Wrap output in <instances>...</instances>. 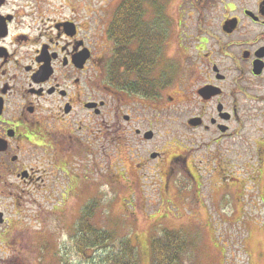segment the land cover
<instances>
[{
  "label": "flooded vegetation",
  "instance_id": "af4514ba",
  "mask_svg": "<svg viewBox=\"0 0 264 264\" xmlns=\"http://www.w3.org/2000/svg\"><path fill=\"white\" fill-rule=\"evenodd\" d=\"M112 1L0 0V264L25 248L26 200L148 198L155 179L195 180L194 152L212 166L208 152L251 118L264 161V0H197L195 45L175 32L173 56L169 25L144 9L151 31L127 33L131 57ZM155 110L163 135L148 128Z\"/></svg>",
  "mask_w": 264,
  "mask_h": 264
},
{
  "label": "rangeland",
  "instance_id": "374dc122",
  "mask_svg": "<svg viewBox=\"0 0 264 264\" xmlns=\"http://www.w3.org/2000/svg\"><path fill=\"white\" fill-rule=\"evenodd\" d=\"M97 1L101 0H90L95 5ZM153 1L144 3L151 7L147 3L152 5ZM155 1L160 6L157 11L146 5L145 9L147 15L154 10L155 17L160 11L158 17L170 27L165 56L175 54V32L185 31L190 37L186 47L194 46L197 0ZM162 118L156 110L149 115L153 124L149 122L148 128L159 135L167 133ZM181 121V132L192 138L185 119ZM258 121L260 117L246 123L244 120L242 126H235L236 136L216 145L217 154L213 149L208 152L214 155L210 158L212 166L205 163L206 152H194L195 158L203 159L200 169L192 167L196 170L195 180L181 171L168 185L163 178L155 179L148 198L26 200L18 227L25 248L21 251L19 247L21 254L12 256L15 262L4 264H105L106 256L99 249L82 256L75 248L76 232L90 226L111 235L115 248L120 240L130 241L137 249L139 264H153V241L163 239L168 231L180 233L187 242L179 264H264V161L259 168L254 166L256 154L247 143L248 128ZM85 218L87 227L82 225ZM105 248L107 254L113 251L111 245Z\"/></svg>",
  "mask_w": 264,
  "mask_h": 264
},
{
  "label": "trees",
  "instance_id": "16d2710c",
  "mask_svg": "<svg viewBox=\"0 0 264 264\" xmlns=\"http://www.w3.org/2000/svg\"><path fill=\"white\" fill-rule=\"evenodd\" d=\"M154 1L151 2L154 7L150 5L157 11L160 6H156V1ZM144 9V0H124L116 12L114 21L111 25L113 38L115 40L120 39V41L122 40L124 42V49L127 51L123 54L127 53L128 57H131L130 54H132L130 50V42L132 39L129 38L127 33L137 32L140 36L141 31H151L145 25L141 27V17L146 16L143 11ZM158 13L160 15V11ZM152 15L154 16V13ZM154 26L156 27L155 24ZM134 55L138 56L136 52H134ZM145 59L146 57H143L140 61L134 63V73L138 78L144 76V73L141 68H136V66L141 63L146 64ZM125 68L127 67L125 66ZM82 223V225H85L84 227H87L88 219L85 218ZM92 228L94 227L90 226L89 229L85 231L78 230L76 232L78 234L75 237L76 240L74 245L80 255L83 256L87 251L94 253L95 250L97 251L99 249V253H101L102 256L104 254L106 256L103 260L105 264H139L137 249L130 241L120 240L118 246L115 248L111 235L92 230ZM108 245H111L113 250L110 251L109 254H107L108 251H106L107 248H105V246ZM152 248L154 257L153 264H179L181 256L187 249V242L180 233L168 231L164 233L163 239L153 241Z\"/></svg>",
  "mask_w": 264,
  "mask_h": 264
}]
</instances>
